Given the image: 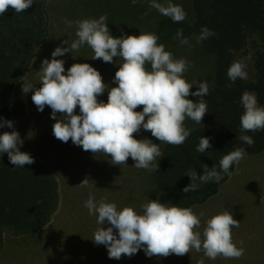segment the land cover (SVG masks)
Masks as SVG:
<instances>
[{
  "label": "clouds",
  "instance_id": "obj_1",
  "mask_svg": "<svg viewBox=\"0 0 264 264\" xmlns=\"http://www.w3.org/2000/svg\"><path fill=\"white\" fill-rule=\"evenodd\" d=\"M132 3L135 5L137 0ZM32 4L33 0H0V15L9 8L16 13L24 12ZM150 7L174 22L186 19L182 6L170 0L167 5L151 0ZM106 20L107 14L99 19L76 21L78 39L72 42L71 50L79 51L87 44L94 51L92 59L112 63L114 57H121L123 63L114 77L116 87L108 88L100 72L88 63H74L65 74V62L56 57L69 53V48L58 46L51 53L52 59L46 58L42 62L38 71L40 86L25 81L22 91H33L31 99L38 111L50 107L54 120L57 113L62 114L64 119L56 120L53 125V134L58 140L67 143L71 139L84 151L110 155L114 165H126L131 157L135 168L157 171V158L163 156L159 144L148 138L138 140L134 134L143 128L160 143L183 144L190 135L184 127L185 119L201 123L207 113L203 97L209 92V84L207 81L187 82L183 74L188 70L189 62L185 58L174 59L163 44L157 43L159 37L156 34L115 38ZM212 35L215 33L204 27L197 41ZM176 38L181 44H189L182 29L177 30ZM246 67L242 61H234L227 72L229 79L233 82L237 78L247 79ZM197 83L198 89L190 92L192 85ZM106 89L107 103L98 101V96ZM189 95L200 97L199 102L188 99ZM241 99L245 109L240 117L241 132L264 129V107L258 105L256 94L246 91ZM77 106L79 115L75 113ZM139 106H143L142 111H135ZM5 125L12 128L13 122L0 118V127ZM239 139L249 146L254 144L251 136L242 134ZM22 144L15 130L0 134V154L7 153L15 167L34 163L30 154L20 151ZM209 148L210 138L202 136L196 150L204 153ZM245 155V149L237 147L220 160V171L205 167L203 174L198 175L189 170L186 175L191 178V183L183 191H194L199 183L219 182L223 179L221 173L231 175L232 165L239 164ZM78 186L87 187L88 181L85 179ZM84 206L90 215L97 216V224L102 226L94 233L93 241L106 246L110 259H120L122 255L131 257L140 249L148 257L182 256L192 249L197 252L203 249L205 256L213 260L218 256L238 259L244 252L232 241L231 229L239 227L240 222L228 210L207 220L201 239V233L195 231L200 227V218L190 208L149 200L143 205V213L138 214L131 206L117 210L115 203L103 200L97 203L91 195Z\"/></svg>",
  "mask_w": 264,
  "mask_h": 264
},
{
  "label": "trees",
  "instance_id": "obj_2",
  "mask_svg": "<svg viewBox=\"0 0 264 264\" xmlns=\"http://www.w3.org/2000/svg\"><path fill=\"white\" fill-rule=\"evenodd\" d=\"M191 8V20L160 19L156 35L163 44L178 45L181 44L176 38L178 29H182L187 39L199 37L204 27L215 33L199 42L201 52L214 59L212 82L203 97L207 113L201 123L187 118L193 125L190 135L179 146L162 147L157 171L137 169L129 157L121 174L113 177L107 164L98 165L95 177H86L89 185L95 182L103 187L104 184L103 188L112 191L126 188L129 205L140 207L149 200H159L192 210L213 206L234 182L237 164L230 168L231 175L221 173L223 179L219 182L199 183L196 190L188 193L183 191L191 183L186 173L194 170L202 175L205 167L220 171V160L237 147L245 149L244 158L264 153V129L242 133L240 122L245 111L241 99L244 92H254L258 105L264 107V0H191ZM48 35L46 0H33L21 13L9 8L0 15V118L3 120L10 121L15 88L26 77ZM249 50L252 74L249 79L237 78L233 82L227 75L228 69L234 61L244 63L243 56ZM198 86L190 92H195ZM188 99L199 102L200 97L189 95ZM9 129L6 125L0 127V134ZM242 134L251 136L254 144L249 146L241 141ZM202 136L210 138L211 148L199 153L196 149ZM61 150L53 149V153L57 155ZM31 156L34 163L15 167L7 153L0 154V250L5 234L16 237L36 234L52 221L60 206L58 180L41 159ZM99 156L109 157L103 153ZM75 169L72 175L75 171L82 174L76 166ZM96 178L103 180H98L99 183ZM72 179L78 185L82 182Z\"/></svg>",
  "mask_w": 264,
  "mask_h": 264
},
{
  "label": "rangeland",
  "instance_id": "obj_3",
  "mask_svg": "<svg viewBox=\"0 0 264 264\" xmlns=\"http://www.w3.org/2000/svg\"><path fill=\"white\" fill-rule=\"evenodd\" d=\"M157 2L167 5L169 0H157ZM170 2L182 6L186 19L191 20V0H170ZM150 3L151 0H137L135 5L132 0H46L49 35L45 44L38 50L26 77L15 88L10 117L13 127L9 132L17 131L23 141L20 151L41 159L56 177L60 187V206L52 221L36 234L17 237L5 234L0 250V264H201V262L202 264H264V153L243 158L237 164L234 182L225 193H222L216 204L192 210L201 221L200 227L195 229L201 233V239L207 220L228 210L233 218L240 222L239 227L231 229L233 243L238 248L244 249L240 258L226 259L218 256L213 260L205 256L203 249L200 252L192 249L182 256L171 254L167 257H148L144 250L140 249L131 257L122 255L120 259H110L106 246L97 245L93 241L94 233L102 226L97 224L96 215L89 214V210L84 206L85 202L91 195L97 203L101 200L115 203L117 210L131 206L138 214L143 213V206L126 204V188H116L112 191L103 188L104 184L101 187L95 182L91 185L88 183L87 187H81L72 178L81 181L86 177L93 178L97 174L95 169L98 165L105 167L107 164H109L107 168L111 166L110 170L113 171L114 177L126 170L124 168L126 165L112 164L110 155L100 157L99 153L97 156L90 151H84L82 146L73 144L71 139L67 143L58 141L53 134V125L56 120L64 119L62 114L57 113L54 120L51 118L50 107L45 106L43 112L38 111L31 99L33 91L27 93L22 91L25 81L35 87L40 86L38 71L42 62L46 58L51 60V53L58 46L69 48V53L56 57L65 62V74L74 63H88L100 72L108 88L116 87L114 77L123 63L122 58L114 57L112 63L103 62L102 59H92L94 51L87 44L79 51L71 50L72 42L78 39L76 21L99 19L101 15L107 14L106 23L115 38L139 36L141 33L156 34L158 21L166 16L157 9L151 8ZM188 40L187 45H167L159 40L157 43L163 44L165 51L172 53L174 59L185 58L189 62L188 70L183 74L187 82L207 81L210 84L214 69L213 57L201 52L197 38ZM63 41L67 43L64 44ZM250 55L251 50L243 56L247 65L245 69L247 79L252 74ZM147 67L150 70V65ZM196 85L198 83L193 84L192 87ZM97 99L107 103V89ZM142 109L143 106H139L135 111ZM75 113L80 114L78 106ZM184 127L188 130L193 127L187 118ZM134 137L138 140L148 138L153 143L159 144L160 150L166 144L160 143L150 131L143 128L135 133ZM57 148L62 150L56 155L53 149ZM59 159L63 162L61 163ZM60 164H63L65 170ZM75 166L82 174L75 171L72 175L76 170ZM96 179L97 182L103 180V178ZM107 181L108 176L105 184Z\"/></svg>",
  "mask_w": 264,
  "mask_h": 264
}]
</instances>
